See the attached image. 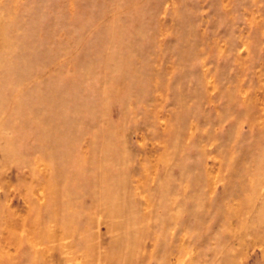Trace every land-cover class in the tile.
I'll return each instance as SVG.
<instances>
[{
	"label": "rangeland",
	"instance_id": "obj_1",
	"mask_svg": "<svg viewBox=\"0 0 264 264\" xmlns=\"http://www.w3.org/2000/svg\"><path fill=\"white\" fill-rule=\"evenodd\" d=\"M0 264H264V0H0Z\"/></svg>",
	"mask_w": 264,
	"mask_h": 264
}]
</instances>
